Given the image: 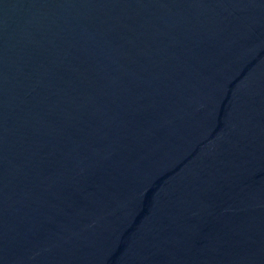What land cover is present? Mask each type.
I'll list each match as a JSON object with an SVG mask.
<instances>
[{"label": "water", "instance_id": "water-1", "mask_svg": "<svg viewBox=\"0 0 264 264\" xmlns=\"http://www.w3.org/2000/svg\"><path fill=\"white\" fill-rule=\"evenodd\" d=\"M0 264H264V0H0Z\"/></svg>", "mask_w": 264, "mask_h": 264}]
</instances>
